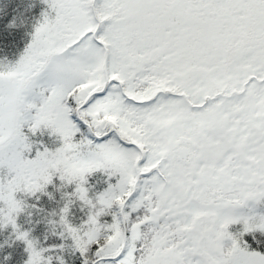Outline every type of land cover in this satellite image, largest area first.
Listing matches in <instances>:
<instances>
[{
    "label": "snow or ice",
    "instance_id": "6c2138e0",
    "mask_svg": "<svg viewBox=\"0 0 264 264\" xmlns=\"http://www.w3.org/2000/svg\"><path fill=\"white\" fill-rule=\"evenodd\" d=\"M0 233L16 264H264V0H38Z\"/></svg>",
    "mask_w": 264,
    "mask_h": 264
},
{
    "label": "trees",
    "instance_id": "16d2710c",
    "mask_svg": "<svg viewBox=\"0 0 264 264\" xmlns=\"http://www.w3.org/2000/svg\"><path fill=\"white\" fill-rule=\"evenodd\" d=\"M37 12L38 0H0V59L5 56L9 60L16 58L28 39ZM45 206L51 208L55 205L47 202ZM10 243L11 238L0 233V261L6 253L12 252V264H16L20 246L9 248Z\"/></svg>",
    "mask_w": 264,
    "mask_h": 264
}]
</instances>
